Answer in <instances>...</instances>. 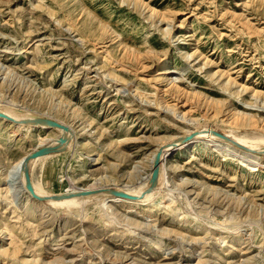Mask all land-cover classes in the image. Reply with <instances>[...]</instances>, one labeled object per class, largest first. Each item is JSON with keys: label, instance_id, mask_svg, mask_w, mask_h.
<instances>
[{"label": "rangeland", "instance_id": "rangeland-1", "mask_svg": "<svg viewBox=\"0 0 264 264\" xmlns=\"http://www.w3.org/2000/svg\"><path fill=\"white\" fill-rule=\"evenodd\" d=\"M249 102L264 111V0H0V106L73 134L31 167L50 193L137 190L152 152L195 130L258 143L264 126L235 115ZM57 135L0 118V264H264L260 150L244 167L229 142L194 137L168 154L161 190L142 204L13 198L11 166Z\"/></svg>", "mask_w": 264, "mask_h": 264}, {"label": "bare ground", "instance_id": "bare-ground-1", "mask_svg": "<svg viewBox=\"0 0 264 264\" xmlns=\"http://www.w3.org/2000/svg\"><path fill=\"white\" fill-rule=\"evenodd\" d=\"M133 3V2H132ZM160 16V15H159ZM166 17V16H165ZM150 18V17H149ZM148 19V18H147ZM169 19V18H168ZM149 20V19H148ZM152 21V20H151ZM102 22V21H100ZM99 22V24H100ZM103 24V23H102ZM109 25V24H108ZM106 27V26H105ZM110 27V26H109ZM160 28V27H159ZM73 31V29H72ZM112 35V34H111ZM118 35V34H117ZM171 39V38H170ZM120 40V39H119ZM88 42V41H87ZM94 44V43H93ZM127 44V43H126ZM98 45V44H97ZM94 46V45H93ZM141 46V45H140ZM155 46V45H154ZM148 47V46H147ZM119 49V48H118ZM132 49V48H131ZM130 49V50H131ZM125 49H123L124 51ZM137 51V50H136ZM94 53V52H93ZM148 53V52H147ZM130 56H131V53H129ZM128 54V55H129ZM155 54V53H154ZM135 55V54H134ZM137 55H138V52H137ZM136 57V56H135ZM131 58V57H130ZM139 58V57H138ZM137 58V59H138ZM103 59V58H102ZM129 60V59H128ZM130 61V60H129ZM140 61V59H139ZM142 61V60H141ZM157 61V60H156ZM118 62V61H117ZM138 62V61H137ZM122 63V62H121ZM141 63V62H140ZM137 64V63H136ZM124 67H125V64L123 63ZM140 65V64H139ZM137 66V65H136ZM205 67V66H204ZM130 69V67H129ZM134 68H132L133 70ZM138 69V68H137ZM136 69V70H137ZM203 69V68H202ZM122 70V69H121ZM125 71V70H123ZM137 72V71H136ZM109 73V72H108ZM116 73V72H115ZM129 74V72H128ZM107 75V74H106ZM166 79L169 80L171 82L172 85L174 86H178L179 87V84L176 82L177 81V78L172 75H174V72H172L171 69L168 70V72L166 73ZM171 75V76H170ZM112 76V74H111ZM145 76V75H144ZM98 77V76H97ZM116 77V76H115ZM140 77V76H139ZM181 77V75H180ZM183 77V76H182ZM231 77V76H230ZM138 78V77H137ZM140 79V78H139ZM146 79V78H145ZM144 79V80H145ZM119 82V81H118ZM178 84V85H177ZM127 87V86H126ZM182 88V87H181ZM185 89V88H184ZM172 90V89H171ZM183 91V90H182ZM59 96V95H57ZM198 96V95H197ZM189 97V96H188ZM186 98V97H185ZM193 99V98H191ZM255 99V98H254ZM187 100V99H186ZM185 101V100H184ZM60 103V102H59ZM5 104V103H4ZM61 104V103H60ZM65 104V103H64ZM63 104V105H64ZM244 104V103H243ZM263 104V103H262ZM8 105V104H7ZM7 105H3V106H0V112L1 113H4L8 116H11L17 120H26V119H31V118H36V116L34 115H27L25 114L24 112H22L21 110H18V109H15L11 106H7ZM256 106V108L258 107V104H254V103H247L245 104V110L247 111H237L236 112V116L237 118H239L240 120L243 121V124L245 126H249L250 128H261L264 126V111H260V109H253V107ZM63 107V106H62ZM172 107V106H171ZM239 107V106H238ZM77 108V107H76ZM75 108V109H76ZM163 108V107H162ZM169 108V107H168ZM174 108V107H173ZM262 108V107H261ZM263 108H264V105H263ZM68 109V108H67ZM170 110V109H169ZM257 111V113H251L249 111ZM263 110V109H262ZM71 113V112H70ZM27 115V116H26ZM178 115V113H177ZM61 123H63L61 121ZM234 125V124H233ZM17 126H25L29 129V131H33V130H50V129H53V128H50L48 126H34V125H23V124H20V125H17ZM70 128V131L69 132H64L63 130H60V129H56L58 132H59V135H57V137L55 138H42V142H40L39 145H37V147L33 150L35 151L36 149L42 147V146H45V145H57L59 144L60 142V138H62V136H65L66 139H67V149L70 148V146L72 145V142H73V134L71 133V127L69 125H66ZM235 126V125H234ZM231 128V127H230ZM238 128V126H237ZM244 128V127H242ZM246 128V127H245ZM240 129V128H239ZM83 130V129H82ZM247 130V129H246ZM92 131V130H91ZM233 131V130H232ZM238 131V130H237ZM193 132H197V135L195 137L196 140H199V139H209V141L211 143H215V142H218L220 141V138L215 136L214 134L211 133L210 130L208 129H202V130H195V131H192L184 136H182L181 138H184L185 136H188L190 135L191 133ZM264 132V131H263ZM229 135V134H228ZM90 137V136H89ZM263 137V136H262ZM233 140L238 142L241 146H243L245 149L248 148L247 150H242L240 148H236L234 147L233 145H230V143H224L228 148H232L233 151H235L238 155L240 156H243V158L241 159V165L246 167V166H250L251 163L253 162H257L260 160V156L256 155L253 153L254 150H263L264 149V138H259L260 142L256 143L254 141H252L251 139L247 138V137H239V136H236L234 135L233 136ZM75 142V141H74ZM173 142V141H172ZM193 142H188L186 144H191ZM204 143V142H203ZM219 143V142H218ZM217 143V144H218ZM185 144H178L176 147L172 146V143L171 142H165L163 143L162 145L158 146L151 154V157H150V164H151V173H149V177H148V180L141 186L139 187V189L137 190H129V189H122V188H118V190L120 191H124V192H127L131 195H134V196H140L149 186V179L152 175V170H153V167H154V160H155V157L157 155L158 152H161V157H160V166H159V180H158V183L156 184V186L151 190L150 193L146 194L144 198L142 199H139V200H136V201H132V200H128V199H124V198H121V197H115V196H111L109 195L107 192H101V193H98V194H94V195H89V196H75V197H72V198H66V199H62V200H58V201H55V200H50L48 201L49 204L51 205H54L56 207H66V208H71V207H75V206H80V205H83L87 202H90V201H94V202H97L99 204H107L108 202H112V203H128V204H142L144 202H147L149 201L157 192H159L161 189L160 186H158V184L160 183L161 179H162V176H164V161L166 160L168 154L172 151H181L185 148ZM219 146V145H218ZM215 149V148H214ZM32 151V152H33ZM32 152H28V153H25L24 155L20 156L17 161L15 162L14 165L11 166L10 168V178H11V183H10V187H6L5 188L8 190V193L12 192V196L13 198L18 196L19 193L21 192H24L26 193V195L28 196V198L34 200L32 198V195L30 194V192L28 191L27 187H26V180H25V177H24V159L29 156V154H31ZM223 155H227V153L225 151H220ZM232 152V151H230ZM236 155V154H235ZM51 155H47V156H44V157H40V158H37L35 160H33L31 162V167L33 164H36L38 161L44 159V158H47ZM93 155L91 156H87L89 157L90 159L92 158ZM236 158V157H235ZM239 162V161H238ZM260 164V163H259ZM8 176V175H7ZM9 178V177H8ZM7 178V180H8ZM9 178V179H10ZM146 179V178H145ZM9 185V184H7ZM105 186L103 185H100L99 182H91L85 186H75L74 184H72L71 188H69V190H67L65 193H62V194H67V193H76L80 190H94V189H99V188H104ZM126 187V186H125ZM34 189L36 191V193L40 196H54V195H59V194H53V193H50L48 191H46L45 189H42L41 187L37 186L35 183H34ZM217 192V191H216ZM161 197V196H160ZM241 197V196H240ZM14 203V201H13ZM106 206V205H105ZM123 206V205H122ZM103 207V206H102ZM148 211V210H147ZM146 218V217H145ZM148 220V219H147ZM149 221V220H148ZM146 222V221H145ZM152 223V222H151ZM148 225V224H147ZM144 228V227H143ZM161 231V230H160ZM164 231V230H163ZM161 231V233L163 232ZM166 232V231H165ZM221 233V232H220ZM181 237V236H180ZM195 237V236H194ZM191 239V238H190ZM191 241V240H190ZM197 241V240H196ZM164 242V241H163Z\"/></svg>", "mask_w": 264, "mask_h": 264}, {"label": "water", "instance_id": "water-1", "mask_svg": "<svg viewBox=\"0 0 264 264\" xmlns=\"http://www.w3.org/2000/svg\"><path fill=\"white\" fill-rule=\"evenodd\" d=\"M0 118L3 120H6L7 122L13 123L15 125H34V126H48L50 128H54V129H60L63 130L64 132H69L70 128L68 126H66L63 123H60L54 119L51 118H43V117H36V118H31V119H26V120H17L11 116H8L4 113L0 112ZM212 134H214L215 136L224 139L225 141L234 144L235 146L245 149L243 146H241L238 142L232 140L231 138L222 135L220 133H217L215 131H211ZM197 132H193L188 136H185L184 138H180V143H188L190 142L194 137H196ZM176 142H172V146H176ZM67 150V139L65 136H62V138H60V142L57 145H45L42 146L38 149H36L35 151H33L31 154H29V156H27L24 159V177L26 180V187L28 189V191L30 192V194L32 195V198L38 202H48L50 200H62V199H66V198H72L75 196H89V195H94V194H98L101 192H107L109 195L111 196H115V197H121L124 199H128V200H132V201H136L139 199H142L145 197L146 194L150 193L151 190L156 186V184L158 183L159 180V166H160V157H161V152H158L155 160H154V167L152 170V175L149 179V186L148 188L140 195V196H134L131 195L127 192L124 191H120L118 189H112V188H99V189H94V190H80L76 193H67V194H59V195H54V196H40L36 193L35 189H34V182L32 180V174H31V162L37 158L40 157H44L47 155H51L53 153H61V152H65ZM263 152L264 153V149L260 151V153ZM256 153V151H255Z\"/></svg>", "mask_w": 264, "mask_h": 264}]
</instances>
